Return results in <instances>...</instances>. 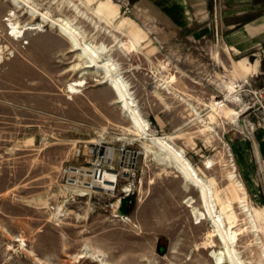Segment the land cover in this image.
Returning a JSON list of instances; mask_svg holds the SVG:
<instances>
[{
  "label": "rangeland",
  "instance_id": "374dc122",
  "mask_svg": "<svg viewBox=\"0 0 264 264\" xmlns=\"http://www.w3.org/2000/svg\"><path fill=\"white\" fill-rule=\"evenodd\" d=\"M99 1L0 0V264H216L211 252L222 244L214 237L217 247H203L213 226L195 215V208L204 211L198 189L138 137L132 109L223 198L236 164L253 217L234 203V257L264 264V228L255 213L264 211L256 154L259 147L264 155V31L253 37L262 44L247 53L229 43L243 38L247 24L264 22V3L249 4L259 15L232 17L224 9L215 18L219 31L201 34L193 25L169 41L128 0H112L115 18L97 11ZM48 18L77 30L93 56H81ZM122 18L145 37L136 39ZM92 58L113 68L86 67ZM238 61L259 70L245 77ZM114 68L133 107L104 81ZM213 102L237 112L241 123L217 115ZM93 148L116 173L115 189L96 187L85 171L77 178L83 187L70 185L66 169L90 167ZM216 204L226 218L229 208Z\"/></svg>",
  "mask_w": 264,
  "mask_h": 264
},
{
  "label": "bare ground",
  "instance_id": "6f19581e",
  "mask_svg": "<svg viewBox=\"0 0 264 264\" xmlns=\"http://www.w3.org/2000/svg\"><path fill=\"white\" fill-rule=\"evenodd\" d=\"M100 2V1H99ZM103 11L109 17H117L119 15V7L118 5L112 1V0H103L99 3V7L97 11ZM100 12V13H101ZM102 14V13H101ZM44 18L47 19L46 15L43 14ZM43 18V21H45ZM121 25L128 26L130 28L134 27V24L132 23L131 19L128 18H122L121 19ZM48 23L59 26L60 32L66 36L69 41L72 43V48L77 49L80 51V55H87V56H93V52L90 49V45L87 46L83 42L80 41V34L77 32V30L73 29L68 23H63L60 18L58 19H51L48 18ZM126 27V28H128ZM29 28H36V27H27L25 29ZM125 28V29H126ZM129 29V28H128ZM23 31L19 30L18 32L21 33ZM130 32V31H129ZM131 33L134 34V37L136 39L141 40L145 36L143 35V32L138 27H134L131 29ZM86 43V41H85ZM87 57V58H89ZM90 57V58H91ZM91 60V59H90ZM242 70L243 75L246 77L248 74L256 71L257 64L251 68L245 66L243 63L239 62L237 63ZM113 64L100 60V59H94L92 58L91 61H88L86 63V67L93 68V69H108L110 70L113 68ZM114 74L106 75L104 81L110 83L112 87L116 90L117 96L119 98L120 102H125L126 106H129V108L132 106L133 103H131L129 99V92L126 86L124 85V81H122L119 77V73L117 72V69L114 68ZM107 73V74H108ZM106 74V72H105ZM124 82V83H123ZM84 84V80H78L70 85V88L72 91H76V86H81ZM229 101V100H228ZM233 101V100H232ZM226 104V103H225ZM224 104H221L220 102H213L212 107L214 109V112L219 114H224L225 116H233L230 117V119L235 123H241L237 119L238 113L235 111H229L226 109ZM135 107V106H134ZM133 111V124L137 131V135L139 138L148 139L151 143L155 144L160 151H162L164 154L168 156L169 161L178 169V171L181 173L184 181L187 184H190L198 189L199 192V198L202 203V206L204 207V211H199L195 208V215L198 218V221H202L203 219H208L212 226L213 230L208 234V239L203 242L204 248H215L217 247V242L214 237H217L219 242L222 244V247L220 249H213L211 252V256L215 259L216 264H225L229 261H234L235 257V249H234V243L238 240V233L236 230H233L236 222V211H234V203L238 202L239 207L242 209V212L246 214L248 218H252V212L250 210L251 206L249 204V196L247 192L246 185L241 178L240 174L236 171V164L232 162L233 169L228 174V181L230 182L229 189L227 192L226 198H223L222 194L219 192H216L215 189L212 187V185L209 183L208 179L204 176V174L199 170L198 166L195 165L182 150L177 149L175 146L171 144V142L168 141V139L164 136H157L155 133H150L149 130V124L146 120H144L139 115H136L135 109H132ZM231 112V113H230ZM212 116V120H214L216 117L214 115ZM244 123V122H243ZM238 125V124H237ZM241 131V130H240ZM243 131V129H242ZM233 161V160H232ZM204 166L206 168L212 167L211 161L207 160L204 162ZM104 183L101 188H104L106 190H113L115 189L114 183L118 182L117 175L115 173L105 171L104 173ZM97 187V186H96ZM78 190V189H77ZM71 191V190H70ZM81 192V191H80ZM81 194V193H80ZM221 199V200H219ZM222 201L224 205H226L227 208H229V212L225 218L224 214L222 212H219L217 210V202ZM256 215L260 218L262 222L261 228H264V211L257 209L255 211ZM228 222V225H227ZM87 252V251H86ZM89 252V251H88ZM95 254V253H94ZM93 254V255H94ZM90 255V254H88ZM99 255V254H98ZM236 255V254H235ZM85 252H82L77 255V257H85ZM96 256V254H95ZM94 258V257H93ZM238 258V257H237ZM236 260V259H235ZM100 261V260H99ZM237 261V260H236ZM235 262V261H234ZM231 263V262H230ZM233 263V262H232ZM231 263V264H232ZM110 264V263H108ZM236 264V262L234 263ZM237 264H245L241 261V259L238 258Z\"/></svg>",
  "mask_w": 264,
  "mask_h": 264
},
{
  "label": "crops",
  "instance_id": "0c3cea01",
  "mask_svg": "<svg viewBox=\"0 0 264 264\" xmlns=\"http://www.w3.org/2000/svg\"><path fill=\"white\" fill-rule=\"evenodd\" d=\"M221 1L226 3L221 5ZM128 2L137 8L136 13L149 21L162 38L171 41L176 36L190 31L193 25L197 26L196 32L201 34L211 33L216 29L219 31V24L215 18H218L224 9L226 15L232 17L259 15L256 12L257 9L250 8L249 4L260 2L262 5L264 0H128ZM236 27V23H233L227 30ZM235 31L231 33H236ZM243 31L242 39L232 38L233 40L229 41L235 51L247 53L262 44L263 38L254 42L253 37L264 31V22L247 24ZM256 61L259 62V60Z\"/></svg>",
  "mask_w": 264,
  "mask_h": 264
},
{
  "label": "built area",
  "instance_id": "2783aa9c",
  "mask_svg": "<svg viewBox=\"0 0 264 264\" xmlns=\"http://www.w3.org/2000/svg\"><path fill=\"white\" fill-rule=\"evenodd\" d=\"M99 152H100L99 149H96V148H93L90 150V155L95 157V160L91 163L90 167L84 170L83 168H70V167L66 169L67 177H69V179L72 180L70 185H74L78 187L79 189L80 187H83V185L81 184V182H79V180H77V178H79L80 176H84L83 171H85V172H88L86 173L85 177L89 178L94 184H96V186L98 187L101 186V183H103L104 181L105 171H109L110 169L109 167H106V165L102 163L101 160H99L100 158ZM256 154H257V159H258V168H259L258 172L260 175L261 183L263 184V187H264V155L260 152L259 147L257 148ZM103 157H105V155ZM107 157L109 159L111 158V162H112V157H109V156ZM73 176L75 177L74 180H73ZM92 182L90 183L89 187H92Z\"/></svg>",
  "mask_w": 264,
  "mask_h": 264
}]
</instances>
